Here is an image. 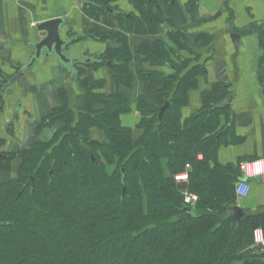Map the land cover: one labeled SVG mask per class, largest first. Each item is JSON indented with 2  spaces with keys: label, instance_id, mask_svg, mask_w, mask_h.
Returning a JSON list of instances; mask_svg holds the SVG:
<instances>
[{
  "label": "trees",
  "instance_id": "1",
  "mask_svg": "<svg viewBox=\"0 0 264 264\" xmlns=\"http://www.w3.org/2000/svg\"><path fill=\"white\" fill-rule=\"evenodd\" d=\"M94 2L85 3L90 16L111 11L106 0ZM134 5L139 16L127 18L126 30L154 32L163 14L157 1L134 0ZM255 27L264 86V22ZM98 34L116 47H107L93 63L111 61L115 84L130 85L127 37L119 31ZM139 50L152 65H172L171 53L159 43ZM187 65H175L169 76L160 71L141 74L156 95L152 100L138 98L142 134L134 138L119 121L129 111L127 101L117 92H96L102 81L79 79L81 63L76 64L77 97L83 105L75 107L76 97L60 87L62 106L42 117L35 131L56 122H62V128L49 141L35 142L17 155L0 153V170L11 169L15 158L19 161L15 177L0 179V264H264V250L245 258L238 253L244 243L253 242L254 229L264 233V212H243L238 221L230 216L241 172L238 164L217 161L224 134H230L233 125L228 113L220 127L226 110L220 105L231 93L224 84L205 90L202 107L181 124L188 92L204 72L201 65ZM7 81L0 79V95ZM166 101L157 126L159 108ZM91 128L103 132L101 145L90 144ZM187 164L186 189L198 196L195 213L184 204L183 189L174 180ZM185 207L190 215L181 220Z\"/></svg>",
  "mask_w": 264,
  "mask_h": 264
},
{
  "label": "crops",
  "instance_id": "2",
  "mask_svg": "<svg viewBox=\"0 0 264 264\" xmlns=\"http://www.w3.org/2000/svg\"><path fill=\"white\" fill-rule=\"evenodd\" d=\"M106 1L111 11L95 18L84 10L85 3L94 4V0H0V78H12L29 62L34 48L28 42L33 41V25L38 21L63 17L66 23L61 29L62 38L74 39L64 52L82 60L99 58L107 47H116L98 33L119 31L127 37L131 52L130 85H116L111 68L93 62L78 66L79 79L88 83L102 81L96 92L106 95L117 92L127 101L129 111L121 114L119 121L121 126L132 130L134 138L142 134V129L138 128L141 118L138 98L144 96L152 100L156 95L141 74L160 71L169 76L175 71V65L187 61V68L201 65L204 72L198 76L197 86L188 92L187 104L181 109V124L202 107L205 90L224 84L231 93V99L224 104L230 103L233 125L231 133L224 134L226 142L218 148V163L237 165L264 157V86L259 78L261 48L255 27L264 22V0H156L162 9V20L154 32L143 33L126 30L127 18L139 16L134 0ZM155 43L171 53L172 65H152L140 52L143 45L153 48ZM69 77L66 67L50 57L26 70L17 84H6L0 95V139L3 141L0 153L17 155L35 142L49 141L62 128L63 123L56 122L35 131L42 117L62 106L57 94L60 87L70 89V94L76 97L75 107L83 105L82 99L77 97L80 93L77 85L68 84ZM224 111L220 127L226 124L229 115ZM16 113L18 122L14 119ZM90 138L102 141L104 134L91 128ZM192 149L201 159L196 142L192 143ZM18 164L15 158L11 169L0 170V179L7 181L15 177ZM249 183L248 195L236 198V205L249 214L264 212V177L249 179ZM178 184L186 189L187 182ZM191 212L195 213L194 209ZM258 252L253 242L244 243L238 250L244 258Z\"/></svg>",
  "mask_w": 264,
  "mask_h": 264
},
{
  "label": "water",
  "instance_id": "3",
  "mask_svg": "<svg viewBox=\"0 0 264 264\" xmlns=\"http://www.w3.org/2000/svg\"><path fill=\"white\" fill-rule=\"evenodd\" d=\"M154 1V0H149ZM66 21L63 17H54L51 19L41 20L38 21L33 25V41L28 42L33 48L34 53L31 56L29 62L26 65L20 67L16 75L12 78L8 79L7 85L13 84L15 82H19L20 78L24 75L25 71L29 68L33 67L34 64L41 59H49L50 57H54L61 65L67 68L68 73L70 74L68 84L71 85L72 83L78 84V69L76 67L77 63H84L89 64L90 62H96V59L87 58L85 60L82 59H75L69 57L64 50L66 47L72 43L74 40L73 37H69L67 39L62 38L61 29L63 25H65ZM106 64L111 67V61H107ZM1 72V71H0ZM168 102L166 101L160 108L158 112V122L157 126L161 123L162 115L165 109L168 107ZM220 108L226 109L228 113H231L230 103H225L220 105ZM15 121L18 122V115L15 116ZM90 144H97L101 145L98 140L91 139ZM243 180H246L243 177ZM184 213L179 216V219H187L189 217V213L187 208H184ZM243 215V210L235 205L230 213V216L236 219L237 221L240 220L241 216Z\"/></svg>",
  "mask_w": 264,
  "mask_h": 264
},
{
  "label": "built area",
  "instance_id": "4",
  "mask_svg": "<svg viewBox=\"0 0 264 264\" xmlns=\"http://www.w3.org/2000/svg\"><path fill=\"white\" fill-rule=\"evenodd\" d=\"M238 167L241 172V177H245L246 180L241 178L236 181L234 193L237 198H244L248 195L250 190V183L248 180L261 179L264 177V157L249 161H241L238 163ZM189 169L190 166L187 165L183 173L174 176V180L178 183L187 182ZM182 193L184 204L193 208L198 200L197 194L189 192L187 189H183ZM253 245L258 251L264 250V233L262 229L256 228L253 230Z\"/></svg>",
  "mask_w": 264,
  "mask_h": 264
},
{
  "label": "rangeland",
  "instance_id": "5",
  "mask_svg": "<svg viewBox=\"0 0 264 264\" xmlns=\"http://www.w3.org/2000/svg\"><path fill=\"white\" fill-rule=\"evenodd\" d=\"M63 66V65H62ZM67 69V68H66ZM67 72H68V70H67ZM2 77V76H1ZM1 79V78H0ZM13 84H17V82H15V83H13ZM17 115V113L15 114V116ZM17 122V121H16Z\"/></svg>",
  "mask_w": 264,
  "mask_h": 264
}]
</instances>
